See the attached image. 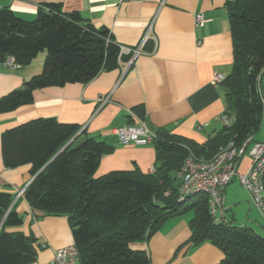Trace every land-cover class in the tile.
Listing matches in <instances>:
<instances>
[{
	"label": "trees",
	"instance_id": "trees-1",
	"mask_svg": "<svg viewBox=\"0 0 264 264\" xmlns=\"http://www.w3.org/2000/svg\"><path fill=\"white\" fill-rule=\"evenodd\" d=\"M227 10L233 63L222 85L234 120L202 143L155 129L152 172L135 168L94 176L101 156L113 146L53 117L32 119L2 134L5 164H31L32 179L23 189L28 204L43 215L67 216L77 264H150L149 253L130 243L149 239L167 219L185 213L191 214L188 242L216 245L223 253L217 264H264L262 235L247 226L214 222L205 193L180 200L178 191L177 172L186 156L205 160L230 141L241 145L261 123L264 0H232ZM40 51H45L42 71L3 96L0 112L31 102L36 88L86 83L130 58L119 56L109 30L93 27L78 11H63L60 3L41 4L31 21L0 7V61L12 55L25 65ZM133 111L145 120L142 105ZM14 205L13 195L0 191V264H28L37 255L36 238L7 230L22 223Z\"/></svg>",
	"mask_w": 264,
	"mask_h": 264
},
{
	"label": "crops",
	"instance_id": "crops-1",
	"mask_svg": "<svg viewBox=\"0 0 264 264\" xmlns=\"http://www.w3.org/2000/svg\"><path fill=\"white\" fill-rule=\"evenodd\" d=\"M229 1L232 0H0V7H9L29 21L35 19L41 4L60 3L63 11H78L93 27L109 30L116 43L127 46L139 43L153 20L156 39L145 43L146 53L138 54L131 66L125 60L86 83L36 88L31 102L0 112V191L13 195L15 211L22 216L19 226L7 230L36 238V259L28 264H49L54 250L73 243V237L67 216L43 215L25 200L23 189L32 179L31 164H5L2 134L36 118L53 117L59 122L78 124L86 134L103 138L113 146L110 153L101 156L94 176L112 170L151 171L154 145L121 144L114 133L117 126L141 121L133 111L137 105L143 106L144 122L151 130L165 128L175 135L204 142L221 129L220 115L227 106L222 83L215 85L210 80L213 73L226 76L232 68ZM195 13L205 18L202 26L195 25ZM44 56L45 52L40 51L29 63L14 68L0 62V99L40 73ZM263 82L264 74V89ZM249 163L250 157L244 155L237 170L244 171ZM19 190L22 192L16 197ZM230 206L235 207L231 215L227 214L230 223L238 219L264 237V230L242 217L243 210L248 219L252 209L260 211L237 178L223 191L224 211ZM190 216L185 213L167 219L149 239L133 241L130 247L146 250L150 264H217L223 253L216 245L209 241L197 245L188 242Z\"/></svg>",
	"mask_w": 264,
	"mask_h": 264
},
{
	"label": "built area",
	"instance_id": "built-area-1",
	"mask_svg": "<svg viewBox=\"0 0 264 264\" xmlns=\"http://www.w3.org/2000/svg\"><path fill=\"white\" fill-rule=\"evenodd\" d=\"M194 23L196 26H202L205 18L201 13H195ZM153 20L145 28V31L135 46L119 44L121 54H129L128 65L134 58L144 51V45L149 39H156L152 33ZM4 66L18 67L14 56L7 55L2 61ZM225 75L219 72L213 73L210 82L220 84ZM264 100V91L262 94ZM220 120L222 124H230L234 120V113L226 111L221 113ZM114 133L121 144L148 145L153 142L155 133L144 121L138 124H124L117 126ZM250 157L249 166L242 172L237 170L239 160L244 156ZM153 171V167L151 171ZM180 200L198 193H205L208 199V211L213 221L216 223H230L225 215L223 207V191L227 184L234 178L247 191L250 202L260 211L264 217V141L253 140L248 136L241 145H236L230 141L225 147L214 154L209 159H196L193 155L186 156L177 172ZM22 190L17 191L16 197ZM45 245V244H43ZM78 249L74 243L56 248L50 259L49 264H77Z\"/></svg>",
	"mask_w": 264,
	"mask_h": 264
},
{
	"label": "rangeland",
	"instance_id": "rangeland-1",
	"mask_svg": "<svg viewBox=\"0 0 264 264\" xmlns=\"http://www.w3.org/2000/svg\"><path fill=\"white\" fill-rule=\"evenodd\" d=\"M263 84H264V82H263ZM254 136H255V140L257 139L259 141H264V102H263V112H262L261 123L259 125V128H258L257 132L254 134ZM241 191L243 192L242 189H241ZM226 206L227 205H225V207ZM234 208H235L234 206H230L229 207V210H226L225 211V213H226L225 215L226 216H227V214L228 215L229 214L231 215L232 214L231 210H233ZM237 209H239V207ZM246 212L247 211H245V210L242 211V217H243V219L245 221L252 220V222H253V224H254V226L256 228H259V229L264 230V217L262 215H260V213L257 210L252 209V212L251 211L249 212V219H248V218H246ZM232 221H233V223L235 225L245 226V223H241L240 221H238V219L237 220L235 219V220H232ZM249 224H250V221H249Z\"/></svg>",
	"mask_w": 264,
	"mask_h": 264
}]
</instances>
